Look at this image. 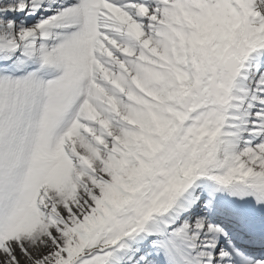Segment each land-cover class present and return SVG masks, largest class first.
<instances>
[{"label": "snow or ice", "instance_id": "6c2138e0", "mask_svg": "<svg viewBox=\"0 0 264 264\" xmlns=\"http://www.w3.org/2000/svg\"><path fill=\"white\" fill-rule=\"evenodd\" d=\"M0 264H264V0H0Z\"/></svg>", "mask_w": 264, "mask_h": 264}]
</instances>
